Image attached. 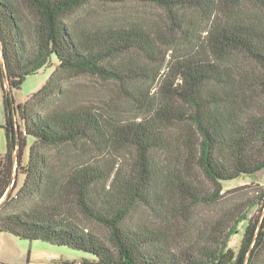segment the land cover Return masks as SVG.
I'll return each mask as SVG.
<instances>
[{
	"label": "trees",
	"instance_id": "1",
	"mask_svg": "<svg viewBox=\"0 0 264 264\" xmlns=\"http://www.w3.org/2000/svg\"><path fill=\"white\" fill-rule=\"evenodd\" d=\"M94 1L156 6L172 33L92 22ZM245 1L0 0V201L12 188L0 233L84 252L86 264H264V190L222 202L223 183L264 170V106L250 111L225 65L234 52L249 58L264 94V25L242 12ZM52 62L44 86L17 103L14 91ZM82 76L115 85L138 116L73 103L64 85ZM67 148L99 159L51 155ZM201 205L214 217L196 228L190 207ZM244 222L237 253L229 244Z\"/></svg>",
	"mask_w": 264,
	"mask_h": 264
},
{
	"label": "rangeland",
	"instance_id": "2",
	"mask_svg": "<svg viewBox=\"0 0 264 264\" xmlns=\"http://www.w3.org/2000/svg\"><path fill=\"white\" fill-rule=\"evenodd\" d=\"M242 12L255 21L264 25V8L251 0H246ZM88 18L96 23H115L120 25L144 23L155 29L160 30L170 37L172 25L165 12L153 5L143 3H104L99 1L92 2L87 8ZM166 49V48H165ZM53 61H56L54 58ZM52 62L50 66L42 69L38 74L26 79L19 90L14 91V98L17 103H24L27 99L41 89L54 71ZM225 65L235 77L236 83L245 89L252 97L249 101L250 111L255 112L264 106V94L257 88L251 76L260 74L259 67L249 58L241 53L234 52L225 56ZM5 82V80H4ZM68 89L69 99L73 103L91 105L111 113H118L134 120L138 116L135 111L133 100L121 93L113 84L104 83L97 78L82 76L75 78L64 85ZM4 113L2 101L0 99V124L4 123ZM140 121L141 119L138 118ZM0 151H6V137L4 125L0 126ZM65 155L58 150H52L51 155L54 158H62L69 164H76L82 159L98 160L99 156L83 154L77 149L67 148ZM18 153L15 157L17 159ZM27 156L25 157V162ZM59 160V159H58ZM198 183L208 187L204 177H196ZM22 179L19 181V186ZM264 190V170L261 174L255 176H246L238 180L223 183L224 206L234 205L239 202H246L257 198ZM214 208L201 205L190 207L189 218L196 225V228H202L204 222L214 217ZM255 210L251 213L253 214ZM260 223L257 229V236L262 231L264 224V209L261 212ZM247 222L239 225V233L231 238L229 246L237 253L240 251L242 240L244 238ZM31 253L30 264H86L91 262L93 257L84 252L73 250L67 247L54 246L42 241L30 242L21 240L10 234L0 233V262L8 264H26L28 254ZM250 254H248V259ZM264 256L262 257V262ZM3 264V263H0Z\"/></svg>",
	"mask_w": 264,
	"mask_h": 264
},
{
	"label": "water",
	"instance_id": "3",
	"mask_svg": "<svg viewBox=\"0 0 264 264\" xmlns=\"http://www.w3.org/2000/svg\"><path fill=\"white\" fill-rule=\"evenodd\" d=\"M0 56L1 58H3V46H2V41L0 39ZM5 86L6 89L10 90L11 87L9 85L8 79L5 81ZM263 171L259 172L258 174H261ZM12 188L9 189V191L7 192L6 196L0 201V205L4 202V200L8 197L9 193L11 192Z\"/></svg>",
	"mask_w": 264,
	"mask_h": 264
},
{
	"label": "crops",
	"instance_id": "4",
	"mask_svg": "<svg viewBox=\"0 0 264 264\" xmlns=\"http://www.w3.org/2000/svg\"><path fill=\"white\" fill-rule=\"evenodd\" d=\"M0 99H1V101H2V106H3V91H2V87H1V84H0ZM3 113H4V107H3ZM3 121H4V119H3ZM4 125V123H1L0 124V126H3ZM5 153V152H4ZM3 153V154H4ZM0 263H3V264H8V263H5V262H0Z\"/></svg>",
	"mask_w": 264,
	"mask_h": 264
}]
</instances>
